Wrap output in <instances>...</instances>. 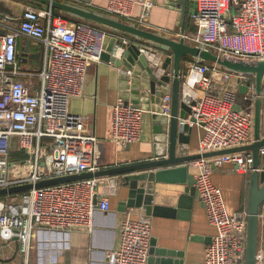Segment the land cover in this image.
Here are the masks:
<instances>
[{
    "label": "built area",
    "instance_id": "built-area-1",
    "mask_svg": "<svg viewBox=\"0 0 264 264\" xmlns=\"http://www.w3.org/2000/svg\"><path fill=\"white\" fill-rule=\"evenodd\" d=\"M74 2L120 20L146 25L155 0H55ZM192 15L201 31L196 37L179 32L189 44L208 49L221 57L264 60V0H193ZM135 8L140 16L135 19ZM9 21H11L9 19ZM147 27V26H144ZM112 31L94 25L54 16L50 9L23 10L16 27L0 21V190L36 185L44 180L96 172L94 146L97 137L90 133L85 118L69 111L71 99L82 96L91 63L103 62L105 41ZM115 34V33H114ZM33 40L42 50V69H25L18 53V39ZM117 38L116 51L122 55L133 43ZM158 77L164 54L143 49ZM221 70L200 60L182 72L181 97L192 106V117L204 129L198 154L220 152L249 145L254 130L251 109L236 107L237 86L223 84L214 75ZM171 75V73H170ZM242 82L247 78L239 76ZM245 85V84H243ZM189 89L192 93L187 94ZM172 96L165 95L161 108L170 116ZM146 111L121 96L113 106L110 140L117 146L140 140ZM76 143L77 166L71 170V147ZM264 156V149L261 151ZM16 156V157H15ZM18 156L22 158H18ZM233 164L241 174L253 169L252 153H233L202 158L193 162L196 195L215 235L205 251V264H245L248 212L230 214L222 190L212 180L215 169ZM106 179L85 180L36 189L0 199V239L19 242V250L29 256L34 238L40 232L70 234L92 232L97 210L109 212L111 191L100 192ZM114 180H112V184ZM102 194L101 201L97 197ZM264 227V211L260 215ZM152 224L147 217L133 219L126 214L119 228V243L108 253V264H149ZM264 264V254L258 263Z\"/></svg>",
    "mask_w": 264,
    "mask_h": 264
},
{
    "label": "crops",
    "instance_id": "crops-1",
    "mask_svg": "<svg viewBox=\"0 0 264 264\" xmlns=\"http://www.w3.org/2000/svg\"><path fill=\"white\" fill-rule=\"evenodd\" d=\"M96 5H105L106 0H94ZM177 0H155L150 17L146 20L147 28L178 38L180 32V13L174 7ZM9 3V1H8ZM9 5V4H8ZM141 9L135 8L134 18L140 16ZM0 18L8 19L7 13H0ZM186 23V34H191ZM193 21V20H192ZM16 27L18 22H7ZM194 25L195 22H192ZM138 25V24H137ZM110 41L115 37L128 38L111 32ZM109 41V42H110ZM143 46L145 44H142ZM18 55L25 69L40 71L42 69V50L28 37L18 39ZM118 57L120 55H117ZM164 59L168 56L164 54ZM195 60L187 57L184 60V70ZM228 72L221 70L214 75L216 84H223ZM123 69L115 64L103 61L91 63L84 84L83 94L73 98L69 104V111L85 118L87 130L97 137L94 146V164L99 169L114 168L147 162L153 159L157 150L166 149L167 136L162 134L166 128L164 120L155 119L152 113L154 107L151 102H142L145 107L146 122L139 141L127 145L117 146L110 140L112 126L113 106L123 91ZM232 83L237 86V104L240 109L255 111V101L249 95L240 92V86L249 82H242L236 75L229 77L226 85ZM171 87V84H169ZM163 117V116H162ZM189 145L179 147L178 155L198 154L200 142L204 136L201 125L192 124ZM254 142V130L252 144ZM76 143L71 147L70 169L77 166L78 151ZM183 150V153H182ZM155 172V171H153ZM190 174L194 177L198 170L190 165ZM250 174H241L236 171L233 164H225L215 169L213 183L222 190L226 208L230 214L247 210L250 190ZM112 180L114 183L112 184ZM105 190L110 195L111 209L109 212L96 211L93 231L81 230L67 235L53 232H40L34 238L29 256L23 255L19 250V242H6L0 239V264H108V253L117 248L119 243V228L121 220L126 214L133 219L147 217L152 224V237L149 264H159L167 259L171 264H205V251L211 244L215 235L214 228L208 223L204 208L197 195L190 201H184L179 207L180 196L185 186L172 184L140 183V187L153 190V205L173 211L159 216H147L144 209H129L121 211V203L126 202L129 196V182L123 177L108 178L104 180ZM264 211V207L262 208ZM260 229L259 250L264 254V230ZM164 251L165 256L151 254V251Z\"/></svg>",
    "mask_w": 264,
    "mask_h": 264
},
{
    "label": "water",
    "instance_id": "water-1",
    "mask_svg": "<svg viewBox=\"0 0 264 264\" xmlns=\"http://www.w3.org/2000/svg\"><path fill=\"white\" fill-rule=\"evenodd\" d=\"M44 6L52 11L58 10L69 18L94 24L105 30H110L117 35L130 37L133 43L124 53L119 55L116 51L117 38L110 41L107 36L105 41L106 52L102 60L115 64L123 69L122 96L135 107L142 102H151L155 119L166 122V128L162 134L167 136L166 149L157 150L152 160L117 166L108 169H99L96 172H84L69 176L44 180L36 185H24L0 190V199L11 195L29 192L33 188L42 189L61 184L74 183L85 180L108 179L123 177L129 182V196L126 202L121 203V211L129 209H144L147 216H159L173 211L153 205V190L140 187V183L172 184L185 186L184 193L180 196L179 207L184 201H192L196 196L195 177L190 174V165L202 158H211L233 153H252L253 166L250 175V190L248 196V230L247 251L245 264H257L260 241V215L264 207V60H240L236 58L221 57L215 52L202 49L189 44L184 38H174L165 33L138 26L135 23L126 22L101 11L74 2H60L55 0H22ZM174 7L180 13V33H186V23L189 15L196 14V5L193 0H177ZM110 41V42H109ZM142 44H145L144 46ZM143 49H151L152 52L167 54L162 69L165 73L158 77L155 70L142 52ZM190 57L194 60L211 63L220 66L224 71L244 76L249 79L244 86H240V92L249 95L250 100L255 101L254 111V142L252 144L230 150L211 152L206 154L178 155L179 147L189 145L190 137L186 133L191 132L192 124H198L192 117V105L186 104L181 97L180 77L184 70V60ZM171 73V75H170ZM171 84V87H169ZM171 93L172 104L170 116L163 114L161 104L166 94ZM163 116V117H162ZM183 153V150H182ZM155 171V172H153ZM103 195L99 194L97 202ZM264 230V227L262 226ZM165 256L164 251H151V254ZM152 264V260L150 262ZM159 264H171L170 260L163 259Z\"/></svg>",
    "mask_w": 264,
    "mask_h": 264
},
{
    "label": "rangeland",
    "instance_id": "rangeland-1",
    "mask_svg": "<svg viewBox=\"0 0 264 264\" xmlns=\"http://www.w3.org/2000/svg\"><path fill=\"white\" fill-rule=\"evenodd\" d=\"M9 1V3H8ZM9 4V5H8ZM27 7H30V4L23 2L21 0H0V13L3 15V13H7V17L8 19L6 20L5 18L1 19L0 21L2 22H19V19L22 16L23 10ZM54 16H61L64 17V15L62 13H58L55 14L53 12ZM9 19L11 21H9ZM193 20V21H192ZM188 19V26H189V30L191 31L190 33H193V37H196L199 32L201 31V28L198 26L197 22L194 19ZM192 22H195V24L193 25Z\"/></svg>",
    "mask_w": 264,
    "mask_h": 264
},
{
    "label": "trees",
    "instance_id": "trees-1",
    "mask_svg": "<svg viewBox=\"0 0 264 264\" xmlns=\"http://www.w3.org/2000/svg\"><path fill=\"white\" fill-rule=\"evenodd\" d=\"M22 1V0H21ZM23 2H26V3H28V4H30V6L32 7V8H34V9H37V10H42V9H46V7H44V6H40V5H37V4H34V3H32V2H29V1H23ZM55 14H58V13H62V12H60V11H58V10H54L53 11ZM63 15H64V17L65 18H67V19H69V20H72V21H78V20H75V19H72V18H69L66 14H64V13H62ZM79 22H81V21H79ZM89 24V23H88ZM91 25H94V24H91ZM94 26H96V25H94ZM96 27H98V26H96ZM127 37V36H126ZM128 38H130V37H128ZM131 39V38H130ZM132 40V39H131ZM202 63H205V64H209V65H213V64H211V63H206V62H202ZM16 157V156H15ZM18 158H22V157H20V156H18Z\"/></svg>",
    "mask_w": 264,
    "mask_h": 264
},
{
    "label": "bare ground",
    "instance_id": "bare-ground-1",
    "mask_svg": "<svg viewBox=\"0 0 264 264\" xmlns=\"http://www.w3.org/2000/svg\"><path fill=\"white\" fill-rule=\"evenodd\" d=\"M120 55V53H119ZM186 93L189 94V93H192L189 89L186 90Z\"/></svg>",
    "mask_w": 264,
    "mask_h": 264
}]
</instances>
